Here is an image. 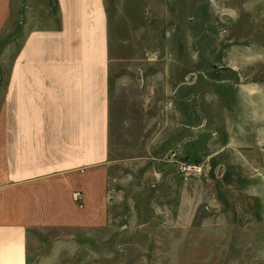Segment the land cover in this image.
I'll return each instance as SVG.
<instances>
[{"label":"rangeland","instance_id":"rangeland-1","mask_svg":"<svg viewBox=\"0 0 264 264\" xmlns=\"http://www.w3.org/2000/svg\"><path fill=\"white\" fill-rule=\"evenodd\" d=\"M105 3L117 158L73 185L86 243L35 235L57 264H264V0Z\"/></svg>","mask_w":264,"mask_h":264},{"label":"crops","instance_id":"crops-1","mask_svg":"<svg viewBox=\"0 0 264 264\" xmlns=\"http://www.w3.org/2000/svg\"><path fill=\"white\" fill-rule=\"evenodd\" d=\"M109 35L105 0H0V264L63 259V238L39 231L75 226L87 242L93 193L79 185V211L73 185L117 158Z\"/></svg>","mask_w":264,"mask_h":264},{"label":"built area","instance_id":"built-area-1","mask_svg":"<svg viewBox=\"0 0 264 264\" xmlns=\"http://www.w3.org/2000/svg\"><path fill=\"white\" fill-rule=\"evenodd\" d=\"M181 170L186 174H191L189 172H192L194 175H196L197 173H200L201 167L199 165L196 166L183 164ZM77 196H80V194Z\"/></svg>","mask_w":264,"mask_h":264}]
</instances>
